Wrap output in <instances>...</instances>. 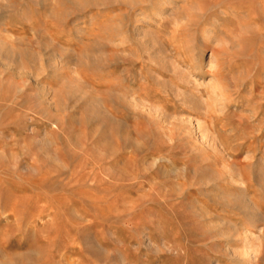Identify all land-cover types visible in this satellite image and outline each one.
<instances>
[{
  "label": "rangeland",
  "instance_id": "obj_1",
  "mask_svg": "<svg viewBox=\"0 0 264 264\" xmlns=\"http://www.w3.org/2000/svg\"><path fill=\"white\" fill-rule=\"evenodd\" d=\"M164 1L0 0V264H264V0Z\"/></svg>",
  "mask_w": 264,
  "mask_h": 264
},
{
  "label": "bare ground",
  "instance_id": "obj_2",
  "mask_svg": "<svg viewBox=\"0 0 264 264\" xmlns=\"http://www.w3.org/2000/svg\"><path fill=\"white\" fill-rule=\"evenodd\" d=\"M166 1H168V0H165L163 3H161V5H158L159 7H157L156 9H155V11H154V14H157V12H160V9H162V7L164 6V4H166ZM162 11V10H161ZM153 14V15H154ZM160 14V13H159ZM155 16H158V15H155ZM140 21V20H139ZM138 21V22H139ZM142 22V21H141ZM57 76V75H56ZM124 97V96H123ZM111 98H113V97H111ZM110 98V99H111ZM119 98V97H118ZM121 100V99H120ZM124 101V100H123ZM244 207L245 208H247V209H249L251 206L250 205H248V204H246V202H244Z\"/></svg>",
  "mask_w": 264,
  "mask_h": 264
}]
</instances>
